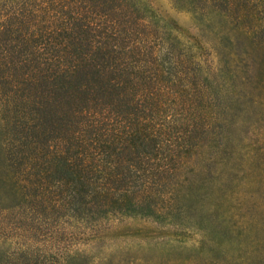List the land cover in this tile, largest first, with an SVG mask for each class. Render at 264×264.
<instances>
[{"label":"trees","instance_id":"1","mask_svg":"<svg viewBox=\"0 0 264 264\" xmlns=\"http://www.w3.org/2000/svg\"><path fill=\"white\" fill-rule=\"evenodd\" d=\"M168 1L0 0V264H264V0Z\"/></svg>","mask_w":264,"mask_h":264},{"label":"rangeland","instance_id":"2","mask_svg":"<svg viewBox=\"0 0 264 264\" xmlns=\"http://www.w3.org/2000/svg\"><path fill=\"white\" fill-rule=\"evenodd\" d=\"M154 3L163 12H165V13L173 16L174 18H176L177 21L182 26L191 27V22H190L191 20H190V15L188 12L174 9L170 5V2L168 0H154ZM257 7L262 9V11H263V17L260 19L261 25L258 26L257 29L264 36V2H259ZM256 50L259 53L258 58H260L259 68L261 70H264V45L259 46V48H257ZM262 77L264 78V73L262 74ZM260 114H262V113H260ZM255 117L256 116H254V118ZM250 128H253V129H250V131H247V132H249L251 135L253 134L252 133L253 131H251V130H258L259 133L261 134V136L264 137V114H262V116L260 115L259 120L256 121ZM258 131H254V132H258ZM236 132L237 131L233 130L232 133L234 134ZM247 165H248V163H247ZM253 192H255L256 195L264 193V183L257 182L255 184ZM241 199L243 200V205H242V208L240 210H243V208H245L246 206H247V208H249V205L251 204L250 203L251 199H250L248 193H246V195L242 194ZM256 203H257V201H256ZM247 208L243 212H246V210H248ZM236 210L238 211L239 209L237 208ZM112 224H113V226L115 225L120 232L125 233L122 235V239H125L128 241H132V239H134V238L138 239L141 237H145V236L150 235V234L175 235V234L179 233L180 236H182L188 242H196V241H198V239L202 235L201 232L196 230L195 228L186 227V228L181 229V228H177V227L170 225V224L159 223L150 217L140 216V215L128 216L122 220H119L118 222L115 221ZM131 246H133L134 248H137L138 244H131Z\"/></svg>","mask_w":264,"mask_h":264}]
</instances>
